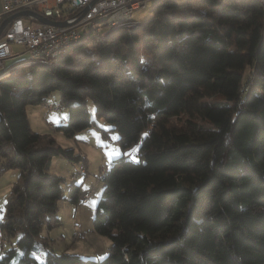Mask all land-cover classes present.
I'll return each instance as SVG.
<instances>
[{
	"label": "trees",
	"instance_id": "obj_1",
	"mask_svg": "<svg viewBox=\"0 0 264 264\" xmlns=\"http://www.w3.org/2000/svg\"><path fill=\"white\" fill-rule=\"evenodd\" d=\"M133 19L91 27L51 65L0 81V174L19 169L0 214L11 242L0 264H264L263 3L155 0L151 17ZM54 90L66 136L98 127L91 98L123 149L139 143L137 160L121 154L101 170L94 227L111 240L101 259L56 252L44 233L65 198L52 157L82 158L30 125L27 105Z\"/></svg>",
	"mask_w": 264,
	"mask_h": 264
},
{
	"label": "rangeland",
	"instance_id": "obj_2",
	"mask_svg": "<svg viewBox=\"0 0 264 264\" xmlns=\"http://www.w3.org/2000/svg\"><path fill=\"white\" fill-rule=\"evenodd\" d=\"M154 1L148 0L145 7L135 10L133 18L140 20L151 17L153 15ZM25 20L34 26L40 24L37 19L26 18ZM104 28H106V25L102 27L103 30ZM11 46L18 50L17 52L22 51V58L31 57L30 52L23 51L24 47L22 44L12 43ZM23 70L20 69L18 72ZM46 100L47 102H61V91L54 90ZM63 106L64 109L45 110L42 108L41 103H29L27 105L29 110L28 117L32 129L41 133H51L58 144L66 148L72 147L76 154L82 156L79 161L70 160L63 155H55L51 159L53 172L63 176L66 182L63 185L65 198L62 200L57 213L60 222L51 229L47 230L46 228L51 238H47L46 240L49 241L50 246L56 252L67 249V251L76 253L84 258L101 259L108 254L111 246V240L108 235L96 231L94 227L95 215L105 184L101 179V170L108 168L112 160L121 154H125L128 159L137 160L136 152L139 143H134L132 146L123 149L118 140L120 137L119 130L114 127L112 122L96 115L95 103L91 98L87 101V108L90 116L98 124V127L93 125L78 131L73 137H68L55 128L64 122L67 117L66 106L64 104ZM84 161H86V173L79 175L74 179V182L81 184L80 197L82 192L86 190H89L91 195L87 202H82L80 199L78 203H75L69 194L70 181L73 179V173L80 169ZM18 175L19 169L17 168H7L0 174V208L4 209L5 200L11 191L13 183L17 180ZM78 231H83L86 237L84 239H75L74 235ZM15 240L16 238L14 236L12 241L15 242ZM2 242H4L5 248L9 247L11 243L7 238H3L1 232L0 252L3 248ZM38 257L42 260L43 254L40 253Z\"/></svg>",
	"mask_w": 264,
	"mask_h": 264
},
{
	"label": "built area",
	"instance_id": "obj_3",
	"mask_svg": "<svg viewBox=\"0 0 264 264\" xmlns=\"http://www.w3.org/2000/svg\"><path fill=\"white\" fill-rule=\"evenodd\" d=\"M148 0H2L4 17L23 9H32L55 20L66 21L65 25L43 23L34 26L26 22V18L33 16H16L6 26L0 35V68L7 69L5 59L11 54L12 43L22 44L31 53V59L25 64L38 62L51 65L70 47L77 44L84 32L93 27L96 30L106 25L113 29L118 25H135L133 19L135 10L145 7ZM264 5V0H261ZM88 8L87 10H85ZM45 110L64 109L60 102L44 101ZM2 160L0 158V167ZM86 173L83 162L72 178L75 179ZM89 190L83 191L80 199L87 202L90 198ZM79 199V201H80ZM4 210L0 208V214ZM86 234L78 231L75 239H84Z\"/></svg>",
	"mask_w": 264,
	"mask_h": 264
},
{
	"label": "crops",
	"instance_id": "obj_4",
	"mask_svg": "<svg viewBox=\"0 0 264 264\" xmlns=\"http://www.w3.org/2000/svg\"><path fill=\"white\" fill-rule=\"evenodd\" d=\"M2 9H3V3H2V0H0V11H1L0 12V15L2 13ZM0 18H1V16H0ZM17 51L18 50L14 49L12 47L11 54L5 59V65H6V67L7 66H10V68H7L5 71L3 69H1V71H0V81L3 82V83L8 80V78H9V76L11 74L18 72V70H20V69H27L29 67L28 66L29 64H25V63L24 64H21V62H19V60H22L24 58H22V56H21V52L22 51H20V52H17ZM23 51H25V48H24ZM29 59H31V57H29L28 60ZM28 113H29V110L27 108V114ZM47 120H48V118H47ZM51 169L52 168H51V165H50V170ZM52 172H53V169H52ZM53 173H55V172H53ZM47 230H48V228H47ZM45 232H46L47 238L48 239H51L49 237L48 231L45 230L44 233ZM0 233H1V231H0ZM2 246H4L3 243H2Z\"/></svg>",
	"mask_w": 264,
	"mask_h": 264
},
{
	"label": "water",
	"instance_id": "obj_5",
	"mask_svg": "<svg viewBox=\"0 0 264 264\" xmlns=\"http://www.w3.org/2000/svg\"><path fill=\"white\" fill-rule=\"evenodd\" d=\"M87 9L88 8H86L85 10H87ZM0 16L4 17L5 14L1 13ZM16 16H33L35 19H37L38 21L43 22V23H53V24H59V25H65L66 24V21L52 20V19L40 14L39 12H37L35 10L23 9V10L17 11L11 15L4 17V19L0 23V35L4 31V29L6 28L7 24Z\"/></svg>",
	"mask_w": 264,
	"mask_h": 264
},
{
	"label": "flooded vegetation",
	"instance_id": "obj_6",
	"mask_svg": "<svg viewBox=\"0 0 264 264\" xmlns=\"http://www.w3.org/2000/svg\"><path fill=\"white\" fill-rule=\"evenodd\" d=\"M3 19H4V17H3Z\"/></svg>",
	"mask_w": 264,
	"mask_h": 264
}]
</instances>
